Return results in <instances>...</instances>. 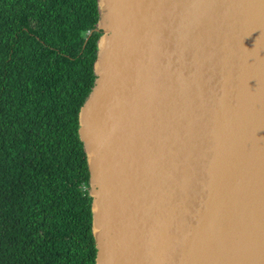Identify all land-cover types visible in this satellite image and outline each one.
<instances>
[{
	"label": "water",
	"instance_id": "1",
	"mask_svg": "<svg viewBox=\"0 0 264 264\" xmlns=\"http://www.w3.org/2000/svg\"><path fill=\"white\" fill-rule=\"evenodd\" d=\"M95 7L93 264H264V0Z\"/></svg>",
	"mask_w": 264,
	"mask_h": 264
},
{
	"label": "trees",
	"instance_id": "2",
	"mask_svg": "<svg viewBox=\"0 0 264 264\" xmlns=\"http://www.w3.org/2000/svg\"><path fill=\"white\" fill-rule=\"evenodd\" d=\"M95 0H0V264H93L77 111Z\"/></svg>",
	"mask_w": 264,
	"mask_h": 264
}]
</instances>
